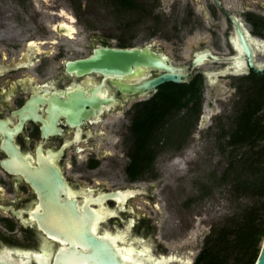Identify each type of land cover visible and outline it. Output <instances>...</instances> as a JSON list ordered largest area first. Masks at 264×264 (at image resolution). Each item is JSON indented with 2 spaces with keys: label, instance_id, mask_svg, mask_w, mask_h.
I'll return each mask as SVG.
<instances>
[{
  "label": "flooded vegetation",
  "instance_id": "flooded-vegetation-1",
  "mask_svg": "<svg viewBox=\"0 0 264 264\" xmlns=\"http://www.w3.org/2000/svg\"><path fill=\"white\" fill-rule=\"evenodd\" d=\"M89 13L134 16L127 24L116 22L105 28L86 20ZM230 17L241 21L250 38L264 40V0H55L54 6L40 0H0V63L18 61L28 43L37 42L34 61L19 63L17 70L0 76V89L28 75L36 86L54 85V90L70 86L78 72L64 73L65 65L87 57L100 41L106 47H159V53H165L179 69L189 68L194 51L232 55ZM142 23L149 40L137 43L136 27ZM228 63L191 67L200 93V113L189 137L203 129L214 142L223 141L236 109L250 95L264 92V67L245 64L247 75L234 71L215 75ZM156 90L86 117L83 131L90 136L75 140V127L65 126L62 134L45 138L43 144L41 121L30 119L23 123V136L42 156L46 150L61 149L64 140L70 142L64 156L65 180L78 184L79 190L100 188L82 196L143 189L125 198L132 211L120 212L122 222L136 219L134 236L158 241L157 245L145 241L155 257L174 256L168 264H194L211 229L202 235L197 251L180 243L192 220L180 216V202L175 204L170 196L163 165L169 150L177 152L185 144L177 150L169 147L168 123L160 134H152L150 128L137 130L136 115L150 108L146 100ZM263 102L252 106L258 108ZM4 110L0 103V111ZM175 126L171 137L180 141L185 125ZM189 200L182 208L189 209L200 197Z\"/></svg>",
  "mask_w": 264,
  "mask_h": 264
},
{
  "label": "water",
  "instance_id": "water-1",
  "mask_svg": "<svg viewBox=\"0 0 264 264\" xmlns=\"http://www.w3.org/2000/svg\"><path fill=\"white\" fill-rule=\"evenodd\" d=\"M54 6L55 0H40ZM35 3V1H34ZM36 7V4H35ZM37 14L38 10L36 7ZM233 23L232 55L194 51L189 68L179 69L159 47H106L100 41L85 58L66 64L77 76L72 85L36 86L26 76L0 89V264H168L174 256L155 257L135 235L136 219L122 222L130 209L126 197L143 189L82 196L65 180L64 156L70 145L46 150L23 136V123L41 121L45 138L75 127V140L86 117L159 85L191 84V67L229 61L216 74L247 75L245 64L264 67V40L250 38L241 21ZM37 42H29L18 61L0 63V76L17 64L34 61ZM108 46V45H107ZM254 264H264V237Z\"/></svg>",
  "mask_w": 264,
  "mask_h": 264
},
{
  "label": "trees",
  "instance_id": "trees-1",
  "mask_svg": "<svg viewBox=\"0 0 264 264\" xmlns=\"http://www.w3.org/2000/svg\"><path fill=\"white\" fill-rule=\"evenodd\" d=\"M261 101L264 92L250 95L236 109L225 139L217 142L226 164L216 176V184L228 185L232 195L247 197L250 202L211 228L194 264H254L258 255L264 237V102L258 108L252 105ZM146 102L152 105L136 115L137 130L150 128L152 134H160L168 123L169 147L181 148L200 113L195 79L191 78V84L159 85ZM179 123L185 125L183 138L172 140Z\"/></svg>",
  "mask_w": 264,
  "mask_h": 264
},
{
  "label": "rangeland",
  "instance_id": "rangeland-1",
  "mask_svg": "<svg viewBox=\"0 0 264 264\" xmlns=\"http://www.w3.org/2000/svg\"><path fill=\"white\" fill-rule=\"evenodd\" d=\"M128 14H86L85 19L93 23H100L102 27L115 26L116 22L126 23L130 17ZM139 18V15L137 16ZM136 27V26H135ZM137 43L149 40L145 23L136 27ZM154 36L153 38H156ZM174 60H176L173 57ZM177 61V60H176ZM182 56H180V63ZM209 107L208 110L209 111ZM203 129L195 130L198 134L190 136L185 145L177 152L169 150L164 172L167 173L171 198L174 203L180 202V216H190L192 228L185 232L180 243H188L195 250L201 245L202 235L214 225L221 223L225 217L231 215L235 210L245 203L250 202L247 197H235L230 192L228 185L216 184V176L226 164L223 155L217 151V142L204 135ZM161 159V158H160ZM201 195H204L203 197ZM200 197L189 209L182 208V204L193 197ZM186 229H184L185 231Z\"/></svg>",
  "mask_w": 264,
  "mask_h": 264
}]
</instances>
